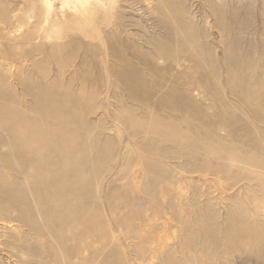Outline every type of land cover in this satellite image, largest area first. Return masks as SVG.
<instances>
[{"label": "rangeland", "instance_id": "374dc122", "mask_svg": "<svg viewBox=\"0 0 264 264\" xmlns=\"http://www.w3.org/2000/svg\"><path fill=\"white\" fill-rule=\"evenodd\" d=\"M68 1L0 0V75L29 125L62 114L86 158L90 221L111 228L87 264H149L137 247L152 236L164 250L152 264H264V0H91L90 13ZM1 167L0 264H67L55 257L65 210L52 218L53 204ZM135 210L144 231L130 238L115 218ZM187 239L230 253L190 257Z\"/></svg>", "mask_w": 264, "mask_h": 264}, {"label": "bare ground", "instance_id": "6f19581e", "mask_svg": "<svg viewBox=\"0 0 264 264\" xmlns=\"http://www.w3.org/2000/svg\"><path fill=\"white\" fill-rule=\"evenodd\" d=\"M46 6L48 7L49 5V0H44ZM69 1L67 0V3ZM73 6L75 7V9L77 10L78 7H88L91 4V0H73L71 1ZM159 2V1H158ZM163 4V2H161ZM160 3V4H161ZM118 6V5H117ZM165 6V5H164ZM85 9V8H84ZM83 9V10H84ZM89 9V7L87 8ZM79 11V10H78ZM77 11V12H78ZM85 12V10H84ZM90 13V9L89 12ZM87 13V15H88ZM81 15V13H80ZM75 16V14H74ZM82 16V15H81ZM81 16L79 18H81ZM90 16V15H89ZM85 17H86V13H85ZM75 19V17H74ZM83 18H81L80 21H84L82 20ZM90 20V19H89ZM74 21V20H73ZM85 22V21H84ZM83 22V23H84ZM86 23V22H85ZM84 23V24H85ZM79 24V23H78ZM79 28V26H78ZM81 29V28H79ZM229 72V71H228ZM231 73V72H229ZM5 76L3 77L2 75H0V153H2L1 157H0V162L2 163V167L3 169H5L8 172H11V176L17 175L22 177L23 180L27 181V184H30V191H31V195L34 196L35 198L45 201L47 202V204L50 202L51 204H53V209L50 211L49 215L52 216H57L58 212H63L65 210V218H63V222L62 225H64V223L66 224V227L68 228L67 231L70 232L69 235H66L62 230H58V240L60 243L61 248L65 247L64 249H61V251H57V249H54L55 251H57L56 255L52 254L55 257H60L62 259H66L68 260L67 264H76V260L75 262L73 261L74 258L79 257L81 264H87V261L89 259H87V257L85 256L86 253L84 254V252L87 250V248L91 245L90 243H92L95 239H98L99 237H105L106 234L109 232H111V228L109 226V231L107 232L106 229L104 228V230H102L101 227H98L97 223L94 222V225L92 224V221H90V216H89V198H90V188L89 185L90 183L88 182V180L91 178V176H89L91 173L89 172V169H87V165H86V158L83 155H80L76 149V144H77V140H74L72 138V133H71V129H67V131L65 130V128L67 127H61L60 125L61 122H66L67 123V119H63V115L60 114L59 117L57 115H55V113L53 111H55L56 109H54L52 111V113H54L53 118L54 120L52 121H47L45 118L42 119L41 123L39 124H31L29 125V123L27 122L26 119V111H25V107L22 103L20 102H14L12 101V94H11V90L8 86V84L5 81ZM47 91V90H46ZM45 94V93H44ZM43 96V94H42ZM37 98V97H36ZM39 98V95H38ZM50 98V97H49ZM41 100V99H39ZM47 100V99H44ZM43 101V100H42ZM48 101V100H47ZM52 101V100H49ZM42 103V102H41ZM44 103V102H43ZM47 103V102H46ZM45 103V104H46ZM51 102H49L50 104ZM48 104V105H49ZM12 105L14 107H12ZM44 105V104H43ZM66 105V104H65ZM68 105V104H67ZM46 107V105H44ZM69 106V105H68ZM68 108V107H67ZM29 109V108H27ZM44 109V108H43ZM48 109V107H47ZM66 109V108H64ZM69 109V108H68ZM46 110V109H45ZM70 110V109H69ZM60 111V109H59ZM68 111V110H67ZM47 113V112H46ZM62 113V112H60ZM223 113V111H222ZM70 114V115H68ZM72 113H67L66 117L68 118L70 116V118ZM221 115V114H220ZM65 116V115H64ZM65 118V117H64ZM153 120V119H152ZM157 120V119H156ZM229 120V118H228ZM155 121V120H153ZM152 122V121H151ZM135 124V123H134ZM139 124V123H138ZM151 124V123H150ZM150 124L149 127L151 126ZM155 124L157 125V122H155ZM64 125V123H63ZM137 125V124H136ZM163 125V124H161ZM224 125V124H223ZM141 126V124L139 125ZM169 126V125H168ZM145 127V126H144ZM146 127H148L146 125ZM165 127V126H164ZM156 129V127H154ZM159 128V127H158ZM226 128V127H225ZM49 129V130H48ZM152 129V128H151ZM150 129V130H151ZM166 129L162 127V130ZM168 129V128H167ZM247 129V128H246ZM69 130V131H68ZM206 130V129H205ZM166 131V130H164ZM230 131V130H229ZM171 132V131H170ZM167 132L166 133H169ZM177 132V131H176ZM205 132V131H203ZM175 133V132H173ZM208 133V132H206ZM177 134V133H176ZM182 134V133H181ZM172 135V134H171ZM174 135V134H173ZM180 135V134H179ZM183 135V134H182ZM181 135V136H182ZM179 136V137H181ZM178 137V135H177ZM176 137V139H177ZM178 137V138H179ZM183 137V136H182ZM213 138V137H212ZM221 138V137H220ZM86 139V137H85ZM173 139V138H172ZM178 140V139H177ZM215 140V139H214ZM217 140V139H216ZM222 140V139H221ZM219 143V140H217ZM79 142V141H78ZM197 142V141H196ZM195 142V143H196ZM209 142V141H208ZM207 142V143H208ZM92 143V142H91ZM194 143V144H195ZM221 143V142H220ZM225 145V142H222ZM230 143V142H229ZM88 144V143H87ZM197 144V143H196ZM206 145H209L206 144ZM220 145V144H219ZM237 145V144H236ZM229 146V145H228ZM234 145H232L233 147ZM204 149L207 148L206 146H203ZM211 147V145L209 146ZM208 147V148H209ZM216 147V146H215ZM259 147V146H258ZM3 148H7L8 150L10 148H12L11 153H13L12 155H9V153L7 152H2ZM83 148V147H82ZM213 149V147H211ZM210 148V149H211ZM234 148V147H233ZM232 148V149H233ZM261 148V146H260ZM79 149V148H78ZM217 150V148H215ZM213 149V151L215 150ZM225 149V148H224ZM5 150V149H4ZM3 150V151H4ZM85 150V149H83ZM237 150V148H236ZM259 150V149H258ZM218 151V150H217ZM233 151V150H232ZM253 151V150H252ZM209 152V151H208ZM206 152V153H208ZM212 152V151H211ZM209 152V153H211ZM239 152V151H238ZM21 155L24 154V157H17L15 155ZM82 154V153H81ZM244 154V153H243ZM242 154V155H243ZM257 154V153H256ZM207 155V154H206ZM239 155H241L239 153ZM255 155V154H254ZM259 155V154H257ZM256 155V156H257ZM12 156H14L15 158H12ZM250 156V154L248 155ZM241 157V156H240ZM255 157V156H254ZM253 157V158H254ZM232 156L229 155V159H231ZM249 158V157H248ZM252 158V160H253ZM260 158V156H259ZM258 158V159H259ZM264 158V157H262ZM223 159V158H222ZM255 159V158H254ZM238 160V159H237ZM247 160V159H246ZM257 160V157H256ZM264 160V159H263ZM250 161V160H249ZM255 161V160H254ZM260 161V160H258ZM255 163V162H254ZM216 164V163H215ZM250 165L253 164V162L249 163ZM259 164V163H257ZM93 165V164H92ZM256 165V164H255ZM197 166V165H195ZM202 167V164L200 163V165L198 164V167ZM216 166V165H215ZM260 166V164H259ZM263 166V165H262ZM96 167V166H95ZM203 167H206L203 165ZM202 167V168H203ZM208 167V165H207ZM193 168V167H192ZM224 168V167H223ZM92 169V168H91ZM200 168H197V171ZM202 170V169H201ZM4 171V172H6ZM91 171V170H90ZM2 172V171H0ZM91 172L94 173V171L92 170ZM217 172V171H216ZM61 173V174H59ZM92 173V174H93ZM89 174V175H88ZM96 174V173H95ZM8 176V175H7ZM5 177V176H4ZM15 177V176H14ZM28 177L31 178V182L28 180ZM90 177V178H89ZM93 177V176H92ZM15 179V178H14ZM20 179V178H19ZM6 180V178H5ZM11 180V179H10ZM17 181L18 178H16ZM21 181V180H20ZM6 182V181H5ZM18 183V182H17ZM16 192V191H15ZM150 194V193H149ZM30 195V194H29ZM22 196V195H21ZM18 197V196H17ZM26 198V196H25ZM149 198V197H148ZM21 199V198H20ZM33 199V197H32ZM21 201V200H20ZM26 201V200H25ZM97 201V200H96ZM158 201V200H157ZM234 201V200H233ZM236 201V200H235ZM238 201V200H237ZM242 201V200H241ZM241 201H239V203H241ZM135 202V201H134ZM247 202V201H245ZM251 202V201H250ZM249 202V203H250ZM7 203V202H6ZM34 203L36 204V201H34ZM154 203V202H153ZM156 203V202H155ZM236 203V202H234ZM22 204V203H21ZM20 204V205H21ZM261 204V202H260ZM26 205V204H25ZM43 205V204H42ZM135 205V204H134ZM252 205V204H251ZM250 205V207H251ZM16 206V205H15ZM27 206V205H26ZM45 206V205H44ZM102 206V205H101ZM239 206V205H238ZM262 206V205H261ZM24 207V206H23ZM36 208V206H34ZM40 207V206H39ZM37 208L40 209V208ZM52 207V206H51ZM49 207V210L50 208ZM118 207L117 204H113V208L116 210ZM249 207V208H250ZM34 209V208H31ZM235 209H237L235 207ZM239 209V208H238ZM241 209V208H240ZM239 209V211H241ZM245 209V208H244ZM257 209V208H256ZM27 210V209H26ZM30 210V208L28 209ZM27 210V211H28ZM1 211V210H0ZM9 211V210H8ZM23 210L21 209V212ZM48 211V210H47ZM121 211V210H120ZM245 212V210H243ZM242 211V212H243ZM257 211V210H256ZM25 212V211H24ZM22 212V213H24ZM41 212V211H40ZM127 212V211H126ZM232 212V211H231ZM37 213V212H35ZM39 213V210H38ZM42 213V212H41ZM233 213V212H232ZM236 213V212H235ZM257 213V212H256ZM26 214H29L28 212ZM33 214V213H32ZM91 214V213H90ZM142 214V213H141ZM150 214V213H147ZM202 214V213H201ZM207 214V213H206ZM241 214V212H240ZM24 215V214H23ZM31 215V214H30ZM38 215V214H37ZM60 215V214H59ZM116 215V214H115ZM198 215V214H197ZM232 215V214H231ZM104 216V215H103ZM145 216V215H144ZM147 216V215H146ZM145 216V219H146ZM153 216V215H152ZM200 216V215H199ZM212 216V215H211ZM31 217V216H30ZM102 217L101 215L99 216V218ZM148 217V216H147ZM150 217V215H149ZM241 217V216H240ZM25 218V217H24ZM27 218V217H26ZM53 218V217H52ZM61 218V217H60ZM112 218V217H111ZM141 218V215L135 210L133 212L130 211L129 216L128 217H124V218H115V224L117 227H122V231L125 234V236L127 237H134L137 233L140 234V231H144V229H142L140 227V224H138V219ZM186 218V217H185ZM209 218V217H208ZM216 218V217H215ZM29 219V218H28ZM27 219V220H28ZM36 219V218H35ZM103 219V217H102ZM150 219V218H149ZM211 219V217H210ZM49 220V219H47ZM58 220V219H57ZM100 220V219H99ZM137 220V222H136ZM147 220V219H146ZM191 220V219H190ZM198 220V219H197ZM213 220V219H211ZM232 220V219H231ZM29 221V220H28ZM26 223H29V222ZM62 221V219H61ZM96 221V219H95ZM105 221V220H103ZM102 221V222H103ZM114 221V219H113ZM148 221H151L148 220ZM153 221V220H152ZM174 221V220H173ZM238 221V220H237ZM23 222V221H22ZM99 222V221H98ZM109 222V221H108ZM168 222V221H167ZM210 222V221H209ZM233 222V221H232ZM25 223V224H26ZM53 223V222H52ZM61 223V222H60ZM145 223V221H144ZM143 223V224H144ZM198 223V222H197ZM243 223V221H242ZM241 223V224H242ZM247 223V222H246ZM261 223V222H260ZM30 224V223H29ZM36 224V223H35ZM56 224V223H55ZM93 226H92V225ZM98 224H101V222H99ZM151 224V222H150ZM155 224V223H154ZM212 224V223H211ZM239 224V223H238ZM49 225V224H48ZM51 225V224H50ZM100 225V226H101ZM152 225V224H151ZM243 225V224H242ZM54 226V225H51ZM105 227V224L103 225ZM108 226V225H107ZM148 226V225H147ZM180 226V225H179ZM211 226V225H210ZM213 226V224H212ZM28 227V226H27ZM30 227V226H29ZM36 227H38L36 225ZM43 224H42V228H43ZM55 227V226H54ZM58 227H60V225L58 224ZM143 227V226H142ZM186 227V226H185ZM188 227V225H187ZM196 227V226H195ZM227 227V226H226ZM256 227V225H255ZM260 227V226H259ZM41 228V230H42ZM32 229V228H30ZM37 229V228H36ZM46 229V227L44 228ZM61 229V228H59ZM63 229V228H62ZM181 229V228H180ZM207 229V228H206ZM256 229V228H255ZM35 230V229H34ZM38 230V229H37ZM38 230V231H41ZM48 230V228H47ZM56 230V229H55ZM148 230V228H147ZM159 230V229H158ZM203 230V229H202ZM44 231V230H43ZM195 231V230H194ZM204 231V230H203ZM45 232V231H44ZM49 232V231H48ZM57 232V231H56ZM198 232V231H197ZM206 232V231H204ZM251 232V231H250ZM32 233V232H31ZM39 233V232H38ZM36 233V234H38ZM42 233V232H41ZM41 233H39L40 235H42ZM108 233V234H109ZM190 233V232H189ZM231 233V234H230ZM229 235H232L233 237L237 238L238 235L236 232H230ZM244 233V232H243ZM246 233V231H245ZM245 233L242 234V232L240 234H242L240 237V241H242V245L244 247H247L246 243H248V238L244 237ZM262 233V232H261ZM33 234V233H32ZM38 234V235H39ZM52 234V233H51ZM54 234V233H53ZM56 234V233H55ZM111 234V233H110ZM109 234V235H110ZM192 234V233H191ZM208 234V233H207ZM248 234V233H246ZM258 234V233H257ZM37 235V236H38ZM44 235V234H43ZM209 235V234H208ZM35 236V235H34ZM142 236V235H141ZM158 236V235H157ZM187 236V235H186ZM190 236V235H189ZM248 236V235H247ZM259 236V235H258ZM30 237V236H29ZM41 236H39L40 238ZM95 237V239H93ZM213 237V236H212ZM223 237V236H222ZM231 236H228V239ZM19 238V237H18ZM56 238V237H55ZM128 238V239H130ZM191 238V237H190ZM199 238V237H198ZM234 238V239H235ZM251 238V237H250ZM186 239V238H185ZM208 237L206 236L203 240H205L207 242ZM43 240V239H42ZM57 240V239H56ZM131 240V239H130ZM137 240V239H136ZM152 240H153V236L150 240L147 241L146 238L141 239L140 240V245L137 247V251L139 252L140 255V259H149L150 262L149 264L153 263V259L155 257V253L159 252L158 249L163 250L161 247L157 248L156 246H152ZM102 241V238H101ZM151 241V242H149ZM191 239H187L184 242V247L186 248V250L184 251V255L189 254L190 257H194L195 255L193 253H195L196 251L201 252V250L203 251H208L209 255L216 253H220V254H228L230 253V246L226 247L224 246L225 244H223V246H221L220 244H218L217 242L214 241V239L211 241L210 244H207V247H204L202 249H196L195 247H191V245L188 243L190 242ZM40 242V241H39ZM136 242V241H135ZM199 242V241H198ZM58 243V241H56V244ZM134 243V242H133ZM137 243V242H136ZM188 243V244H187ZM25 244V243H24ZM50 244V243H49ZM49 244H47L49 246ZM107 244V243H106ZM192 244V243H191ZM228 244V243H227ZM27 245V244H25ZM24 245V247L26 248V246ZM134 245V244H133ZM138 245V244H137ZM136 245V246H137ZM164 245V244H163ZM176 245V244H175ZM249 245V244H248ZM47 246V247H48ZM51 246V245H50ZM58 246V245H56ZM121 246V245H120ZM135 246V245H134ZM161 246V245H159ZM193 246V245H192ZM206 246V244H205ZM28 247V246H27ZM30 247V246H29ZM44 247V246H42ZM172 247V246H171ZM180 247V246H179ZM242 247V246H241ZM90 248V247H89ZM135 248V247H133ZM27 249V248H26ZM34 249V248H33ZM122 249V248H121ZM129 249V248H128ZM165 249V248H164ZM183 249V248H182ZM53 249H51L52 251ZM90 250V249H89ZM175 250V249H174ZM178 250V249H177ZM54 251V252H55ZM88 251V250H87ZM135 251V250H134ZM164 251V250H163ZM166 251V249H165ZM27 252V251H26ZM33 252V250H32ZM92 252V251H90ZM173 252V251H172ZM28 253V252H27ZM47 252L45 251V254ZM98 253V252H97ZM164 253V252H163ZM51 254V255H52ZM88 254V253H87ZM182 254V253H181ZM219 254V255H220ZM21 255H26V254H21ZM39 255V254H38ZM137 255V254H135ZM161 255V254H160ZM159 255V257H160ZM166 255V254H165ZM171 255V254H170ZM27 256V255H26ZM30 256V255H29ZM32 256V255H31ZM37 256V255H36ZM125 256V255H124ZM163 256V255H162ZM169 256V255H168ZM172 256V255H171ZM221 256V255H220ZM20 257V256H19ZM33 257V256H32ZM47 257V256H46ZM136 257V256H135ZM176 257V256H175ZM139 258V257H137ZM183 258V257H181ZM179 258V260L181 259ZM199 258V257H198ZM25 259V257H24ZM39 259V258H37ZM36 259V260H37ZM45 259V258H44ZM49 259V257H48ZM47 259V260H48ZM56 259V258H55ZM77 259V258H76ZM99 259V257H98ZM168 259V258H167ZM26 260V259H25ZM35 260V261H36ZM41 261V259H39ZM57 260V259H56ZM138 260V259H137ZM166 260V258H165ZM174 260V259H173ZM184 260V259H182ZM198 260V259H197ZM23 261V260H22ZM53 261V259L51 260ZM167 261V260H166ZM172 261V259H171ZM178 261V260H177ZM185 261V260H184ZM38 262V261H36ZM56 262V261H55ZM79 262V263H80ZM198 262V261H197ZM39 263V262H38ZM36 263V264H38ZM41 263H43V261H41ZM40 263V264H41ZM46 263H48L46 261ZM64 263V262H63ZM78 263V262H77ZM114 263V262H113ZM172 263V262H171ZM174 263V262H173ZM192 263V262H191ZM24 264V263H22ZM45 264V263H44ZM55 264V263H53ZM58 264V263H56ZM90 264V263H89ZM128 264V263H127ZM156 264V263H155Z\"/></svg>", "mask_w": 264, "mask_h": 264}]
</instances>
